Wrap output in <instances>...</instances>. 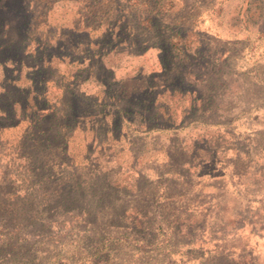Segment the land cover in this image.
Returning a JSON list of instances; mask_svg holds the SVG:
<instances>
[{
  "label": "rangeland",
  "instance_id": "1",
  "mask_svg": "<svg viewBox=\"0 0 264 264\" xmlns=\"http://www.w3.org/2000/svg\"><path fill=\"white\" fill-rule=\"evenodd\" d=\"M145 17L203 52L200 110L163 94V130L136 118L118 141L74 132L72 160L83 172L97 168L93 177L79 169L76 183L66 169L26 194L20 180L0 185V264H264V0H0V56L9 57L0 60V91L29 85L43 61L52 82H71L93 53L123 94L162 84L168 78L148 74L171 54L130 53L143 45ZM85 77L81 88L101 97L96 78ZM52 82L50 102L60 93ZM24 126L0 135V178Z\"/></svg>",
  "mask_w": 264,
  "mask_h": 264
},
{
  "label": "trees",
  "instance_id": "2",
  "mask_svg": "<svg viewBox=\"0 0 264 264\" xmlns=\"http://www.w3.org/2000/svg\"><path fill=\"white\" fill-rule=\"evenodd\" d=\"M141 22L145 25L142 30L143 45L130 53L141 54L156 49L161 58L163 53L171 54L168 65L163 64L159 72L148 74L150 79L168 78L162 84L149 83L130 94H123L120 87L116 86L113 72L103 63V58H95L93 53L86 64L80 59L78 64L82 68L76 71L71 82L65 81L63 77L52 82L46 75V71L48 73L52 68L43 61L28 73L31 76L29 85L0 91V135L5 129L17 128L25 123L15 148L6 154H9L10 168H3L0 185H12L20 180L22 184L19 188L26 194L36 186H45L49 179H58L66 169L71 172L76 183L80 181V176L76 175L79 169L88 177H93L99 171L97 168L89 166L83 172L85 168L72 160L68 143L74 132L88 130L93 133V140L99 143L118 141L123 125H133L136 118L146 131L163 130L167 128L164 122L170 121L168 105L159 102L163 94H168L169 99L187 97L190 102L187 107L194 112L200 110L204 97L196 84L204 80L200 73L206 66V62L200 61L204 58L203 52L198 48L189 50L184 43L187 35L178 28L164 35L161 29L156 31V21L152 17H145ZM107 35L110 41L120 38L112 32H107ZM134 35L137 36L128 33L129 42ZM34 54L38 55V60H44L42 51L37 50ZM8 58L0 56L2 62ZM173 60L182 63L179 70H174ZM81 71L91 73L96 78L102 87L101 97L81 88L87 78L80 79ZM47 82H52L60 91L52 102L47 97ZM91 147L90 143L84 156L85 162L89 160ZM5 192L11 194L12 190L9 188Z\"/></svg>",
  "mask_w": 264,
  "mask_h": 264
}]
</instances>
